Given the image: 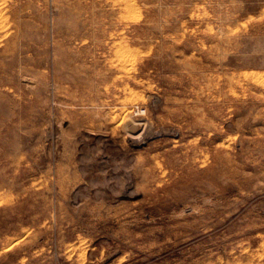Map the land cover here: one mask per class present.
<instances>
[{"label": "rangeland", "instance_id": "374dc122", "mask_svg": "<svg viewBox=\"0 0 264 264\" xmlns=\"http://www.w3.org/2000/svg\"><path fill=\"white\" fill-rule=\"evenodd\" d=\"M0 264H264V0H0Z\"/></svg>", "mask_w": 264, "mask_h": 264}, {"label": "bare ground", "instance_id": "6f19581e", "mask_svg": "<svg viewBox=\"0 0 264 264\" xmlns=\"http://www.w3.org/2000/svg\"><path fill=\"white\" fill-rule=\"evenodd\" d=\"M138 138V137H137Z\"/></svg>", "mask_w": 264, "mask_h": 264}]
</instances>
